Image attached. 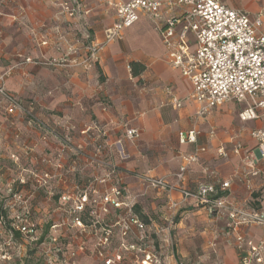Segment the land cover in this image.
Returning a JSON list of instances; mask_svg holds the SVG:
<instances>
[{
    "label": "crops",
    "instance_id": "1",
    "mask_svg": "<svg viewBox=\"0 0 264 264\" xmlns=\"http://www.w3.org/2000/svg\"><path fill=\"white\" fill-rule=\"evenodd\" d=\"M77 1L83 11H87L80 19L93 37L103 42L106 29L117 19L114 5L109 3L110 0ZM221 1L247 11L252 18L261 15L264 21V0ZM69 2L0 0V76H5L7 92L26 106H33L41 115L67 102L66 130L73 142L87 146L90 139L84 129L93 126V133L101 137L109 149L114 144H125L131 157L122 162L127 169L145 167L152 176H168L173 184L178 182L176 174L184 157L198 146H204L206 151L189 166L183 185L194 190L201 183L231 180L227 193L233 201L245 205L259 199L260 207L264 209L263 180L251 179L256 187L251 193L246 186L247 180L236 175L242 169V163L233 152L237 143L247 150L254 148L256 141L250 131L263 127L264 121L241 122L238 113L245 105L235 100L215 108L206 117H198L191 81L170 64L165 45L155 28L156 22L146 15H141L133 26L124 29L120 39L109 42L92 68L78 64L88 52L78 35L80 24L65 13L63 6ZM168 16L164 10L163 18L158 21L162 22ZM136 30L138 33L151 32L153 37L148 41L141 40L132 33ZM64 57L68 63L54 67L28 61ZM133 61L144 67L138 75L132 72ZM81 99L85 101L80 103ZM78 103L80 105L77 106ZM6 105L0 95V107L3 109L0 111L5 115L0 112V133L13 143L11 129L7 130L5 120L8 115L19 118L24 115L7 113ZM127 127L139 128L141 137L127 139ZM192 129L200 132L197 143H181L180 135ZM221 148H225L229 155L220 164L217 159ZM156 191L164 196L169 206L168 195ZM171 196L179 198L178 192ZM193 203L198 212L206 210ZM211 217L212 222L220 220ZM242 230L252 241H258L264 235L263 229L257 226ZM217 232L226 237L225 264H238L239 252L234 237L228 235L226 229Z\"/></svg>",
    "mask_w": 264,
    "mask_h": 264
},
{
    "label": "built area",
    "instance_id": "2",
    "mask_svg": "<svg viewBox=\"0 0 264 264\" xmlns=\"http://www.w3.org/2000/svg\"><path fill=\"white\" fill-rule=\"evenodd\" d=\"M70 2L63 6L68 17L77 19L87 13L77 0ZM109 3L116 9V22L106 29L103 42L92 37L90 33L83 35L88 54L78 64L87 69L92 68L109 42L120 39L124 29L133 26L141 15H146L156 22L155 28L165 45L170 64L191 81L198 117H206L215 108L235 100L245 105L238 113L241 122L264 121V21L261 15L252 18L247 11L232 7L221 0H110ZM164 10L169 16L160 22L158 20L163 18ZM28 61L48 66H62L68 63L65 57ZM4 77L0 76V95L6 101L7 113L12 115L20 112L28 119L29 124L45 129L57 138L55 129L48 127L36 114L33 106H26L19 98L7 92ZM174 102L179 105L177 99H174ZM92 129L93 126H88L84 133L87 134ZM199 134V131L192 129L182 133L180 141L196 144ZM250 135L256 141V146L247 150L241 143H237L233 146V152L240 157L242 163V169L236 173L237 177L247 180L248 190L254 193L256 187L251 183L252 178L262 179L261 187L264 188V125L261 128H253ZM125 136L136 139L141 136V130L137 127H127ZM104 146L103 142L98 143L97 153H102ZM205 151L206 147L198 146L184 157L177 173L176 184L166 177L152 175H145L142 180L149 187L166 193L171 209L179 208L182 202L194 201L204 207L209 215L218 220L224 219L226 233L235 239L239 252L238 264H264V235L258 241H252L242 230L244 227L257 226L264 231V209L260 207L259 199H256V204L249 201L245 205L233 201L227 193L231 180L222 183H201L194 190L183 185L189 166L196 163L200 154ZM219 155L227 158L229 154L225 148H221ZM99 162L111 166L112 172H115V164L104 159H99ZM108 176L111 177V174ZM174 192H178L179 198L171 196ZM121 195L122 189L115 186L106 194V200L120 207L121 204L117 200ZM7 196H12L15 202L22 205L16 210L17 215L13 221L6 223L5 215L14 208L8 204V200L0 196V264L16 263L17 259L18 264H27L25 254L20 253L25 250L26 239L35 243L38 250L48 242L45 264H84L76 251L61 247L56 238H42L39 234L40 225L33 219V209L21 191L9 190ZM79 210H84L83 204ZM134 223L140 228L144 227L139 217L134 218ZM77 224L85 226L80 219ZM17 233L21 235L20 241L15 238ZM79 247L81 250L85 249V243ZM38 258L30 264L40 263ZM106 264H111V261Z\"/></svg>",
    "mask_w": 264,
    "mask_h": 264
},
{
    "label": "rangeland",
    "instance_id": "3",
    "mask_svg": "<svg viewBox=\"0 0 264 264\" xmlns=\"http://www.w3.org/2000/svg\"><path fill=\"white\" fill-rule=\"evenodd\" d=\"M77 21L81 26L77 30L79 38L84 41L86 33L93 37L85 22L80 18ZM138 32L132 31L141 40L153 37L151 32ZM66 103L47 110L44 115L35 109L48 127L55 129L57 138L29 124L25 116L8 115L5 120L14 140L12 143L0 133V196L14 208L5 215L6 223L13 221L22 205L7 193L21 191L33 209V219L40 225L39 234L43 239L56 238L61 247L76 251L84 264H106L107 261L111 264H225L227 241L217 232L225 229V221L212 222L208 211L198 212L193 201L182 202L177 209L167 206L164 196L143 182V176L151 175L147 168L135 166L129 170L122 165L131 158L124 143L114 144L111 149L105 145L106 151L97 153L96 146L103 141L93 129L87 133L90 139L87 146L73 142L66 130L69 112ZM99 159L115 164V172ZM223 159L220 156L217 161L221 164ZM162 177L168 179V176ZM115 186L122 189L117 200L120 207L106 200V194ZM82 204L83 211L79 210ZM135 204L141 206L148 222L135 213ZM136 217L144 223L143 228L134 223ZM79 219L84 227L77 224ZM15 238L20 241L21 235L16 234ZM26 240L25 250L20 252L25 254L26 263H33L39 257L38 264H45L48 242L45 243L48 246L38 250L35 243ZM82 243H85L83 250L79 247ZM18 262L17 259L12 264Z\"/></svg>",
    "mask_w": 264,
    "mask_h": 264
},
{
    "label": "trees",
    "instance_id": "4",
    "mask_svg": "<svg viewBox=\"0 0 264 264\" xmlns=\"http://www.w3.org/2000/svg\"><path fill=\"white\" fill-rule=\"evenodd\" d=\"M131 67H132V72H133L134 75L140 74L142 72V70L144 69L143 65H141L140 63L135 62V61H133L131 63ZM104 150H105V147H104ZM134 210H135V213H137L140 217H142V219L145 222H148L149 221L148 217L145 216V215H143L142 210H141V206L139 204H135L134 205ZM50 226H51V224L47 226V228L45 230V234L48 232ZM17 234L19 235V233H17ZM45 234H44V236H45Z\"/></svg>",
    "mask_w": 264,
    "mask_h": 264
}]
</instances>
